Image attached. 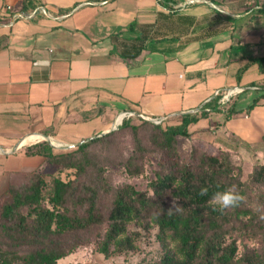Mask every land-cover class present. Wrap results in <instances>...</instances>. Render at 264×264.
Returning <instances> with one entry per match:
<instances>
[{"label":"crops","instance_id":"0c3cea01","mask_svg":"<svg viewBox=\"0 0 264 264\" xmlns=\"http://www.w3.org/2000/svg\"><path fill=\"white\" fill-rule=\"evenodd\" d=\"M25 1L0 0V196L47 163L29 146L74 147L121 118L179 125L217 91L264 90V0L249 9L228 0H33L39 7L27 12ZM216 100L206 112L225 110ZM188 130L211 152L263 146L264 101L224 125L209 115Z\"/></svg>","mask_w":264,"mask_h":264},{"label":"trees","instance_id":"16d2710c","mask_svg":"<svg viewBox=\"0 0 264 264\" xmlns=\"http://www.w3.org/2000/svg\"><path fill=\"white\" fill-rule=\"evenodd\" d=\"M34 2H24L26 12L30 6L39 7ZM256 62L264 73V58ZM262 101L264 91L250 109ZM209 113L184 114L178 117L179 125L123 121L118 132L129 129L135 139L134 154L123 163L129 176L142 175L144 159L160 154L159 169L147 191L130 184L113 186L105 166L92 153L95 145L109 143L118 132L97 136L63 153H55L47 142L27 147L28 156H41L60 172L70 171L71 177H55L45 190L46 180L36 172L28 182L12 184L1 195L0 264H59L92 243L107 257L133 251L139 231L132 230V225L146 231L158 229L163 255L153 264H264V247L245 245L240 253L239 245L242 238L264 239V162L243 181L231 150L214 155L193 145L192 161L181 158L178 138L190 139L189 126ZM232 116L229 111L227 119ZM143 130L147 139L142 138ZM231 185L246 197L245 202L223 213L214 211L209 199ZM202 187L208 188V195H199ZM174 198L183 210L169 214Z\"/></svg>","mask_w":264,"mask_h":264},{"label":"rangeland","instance_id":"374dc122","mask_svg":"<svg viewBox=\"0 0 264 264\" xmlns=\"http://www.w3.org/2000/svg\"><path fill=\"white\" fill-rule=\"evenodd\" d=\"M228 1H233L231 5L237 8L249 9L257 0ZM263 91L264 90L255 91L246 89L242 92L236 93L228 105L223 107L225 110L215 111L211 114L209 113L212 125H224L225 121L227 120V113L229 111H231L234 116H245V114L248 115L254 109H250V106L256 99H261ZM257 106H255V108ZM212 111H214V109ZM131 119L135 125H141L143 121L157 124L153 120H145L140 117ZM121 126L122 124L112 132H118ZM206 134L208 137L211 135L210 132H207ZM141 135L144 139L148 138L145 130L141 132ZM178 146L182 160L184 162H191V151L193 146L192 142H189V139L179 137ZM235 146L236 149H234L231 153L233 162L241 169L242 180L248 181L251 173L254 170V167L257 164L264 162V158H259L258 154L264 145L253 148H249L241 144ZM53 149L55 153L69 151V149ZM134 149L135 139L133 132L129 129H126L118 132L117 136H115L109 143H100L95 145L92 148V153L105 166L106 175L113 186L117 187L120 185L130 184L139 191H147L148 184L155 178V173L159 169L160 154L154 153L147 156L144 159L145 172L140 176L131 177L128 175L126 166L123 163L134 154ZM224 151L225 150L220 148L219 150H215L211 153L214 155H220L224 153ZM37 172L41 173L46 180L47 186L45 190L49 188L55 177L60 176L64 179L71 177L70 171L60 172V169L57 166L49 163H46L43 168ZM29 176L25 177V179L20 183L28 182L27 179ZM131 229L134 231H139V239L136 243L137 246L133 251L116 252L107 257L99 252L97 243H92L89 246L79 248L65 259L60 260L59 264H153L158 262L163 255V247L159 241L158 229L152 228L149 231H146L135 225H132ZM239 245L240 253H242L245 245L255 248L264 247V239H253L250 237L242 238L239 240ZM171 246H173V244H171Z\"/></svg>","mask_w":264,"mask_h":264},{"label":"clouds","instance_id":"9594fccd","mask_svg":"<svg viewBox=\"0 0 264 264\" xmlns=\"http://www.w3.org/2000/svg\"><path fill=\"white\" fill-rule=\"evenodd\" d=\"M208 188L202 187L199 191L200 196L208 195ZM246 200V197L238 191L236 185H231L224 189L223 191H216L213 193L208 203L213 208L214 211H220L221 213L235 209L243 204ZM179 200L174 198L171 207L168 209V213L172 212H181L183 206L178 202ZM264 218V217H262Z\"/></svg>","mask_w":264,"mask_h":264},{"label":"built area","instance_id":"2783aa9c","mask_svg":"<svg viewBox=\"0 0 264 264\" xmlns=\"http://www.w3.org/2000/svg\"><path fill=\"white\" fill-rule=\"evenodd\" d=\"M8 10L10 11L11 8L8 7ZM16 19V18H15ZM239 92H242L241 90L237 89V90H228V91H225V92H222V91H217L213 97V100L210 101L207 105H205L202 109H198L196 110L194 113H199V112H202V111H205V110H208L210 111V109L207 107L209 106L210 104L213 103L214 100L218 99L219 101V104L221 107H225L226 105H228V103L231 101L232 97L236 94V93H239ZM126 117H131L132 115L127 113L125 115ZM142 119H145V120H150V119H147L145 117H141ZM167 119H155L153 120L155 123L157 124H162L163 122H165Z\"/></svg>","mask_w":264,"mask_h":264},{"label":"water","instance_id":"95a60500","mask_svg":"<svg viewBox=\"0 0 264 264\" xmlns=\"http://www.w3.org/2000/svg\"><path fill=\"white\" fill-rule=\"evenodd\" d=\"M19 16H21V15H19ZM114 130H116V129H114ZM114 130H112V131H114ZM112 131H110L109 133H111ZM108 133V134H109ZM90 140V139H89ZM88 140H86V141H83L82 143H80L79 145H81V144H83V143H85V142H87ZM79 145H77V146H74V147H70V148H61V147H57V146H55V145H51L53 148H61V149H74V148H76V147H78Z\"/></svg>","mask_w":264,"mask_h":264},{"label":"bare ground","instance_id":"6f19581e","mask_svg":"<svg viewBox=\"0 0 264 264\" xmlns=\"http://www.w3.org/2000/svg\"><path fill=\"white\" fill-rule=\"evenodd\" d=\"M122 120H123V118L120 119V125H121V123H122Z\"/></svg>","mask_w":264,"mask_h":264}]
</instances>
